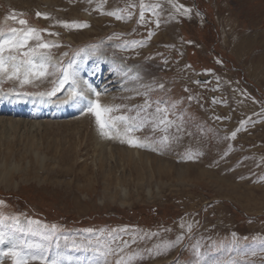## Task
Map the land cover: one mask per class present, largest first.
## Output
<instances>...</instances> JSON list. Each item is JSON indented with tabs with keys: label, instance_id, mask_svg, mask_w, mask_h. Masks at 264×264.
<instances>
[{
	"label": "rangeland",
	"instance_id": "obj_1",
	"mask_svg": "<svg viewBox=\"0 0 264 264\" xmlns=\"http://www.w3.org/2000/svg\"><path fill=\"white\" fill-rule=\"evenodd\" d=\"M174 3L189 13L169 0H0L5 31L24 19L58 33L43 36L59 45L44 51L75 74L82 95L65 103L75 112L66 119L0 127V173L12 178L9 187L0 183V253L18 245L49 264H101L96 250L115 248V236L129 242L120 256L134 257L131 264H264V0ZM115 10L126 20L101 14ZM131 41L145 46L129 50ZM60 75L0 86L41 95ZM146 99L151 107L136 123H153L129 133L143 147L102 136L84 111L96 101L115 109L108 117L132 123ZM158 102L171 124L154 118Z\"/></svg>",
	"mask_w": 264,
	"mask_h": 264
},
{
	"label": "snow or ice",
	"instance_id": "obj_2",
	"mask_svg": "<svg viewBox=\"0 0 264 264\" xmlns=\"http://www.w3.org/2000/svg\"><path fill=\"white\" fill-rule=\"evenodd\" d=\"M172 3V6L176 8L177 11L183 9L184 15H187L190 9L182 6L176 5L174 0H169ZM133 5H129L132 7ZM148 6L143 2L140 4V22H144V12ZM153 9V14H155V8L158 5L151 6ZM101 14L111 16L117 20L125 21L126 18L120 15V10L102 12ZM37 18L49 19L46 14L37 12ZM130 18V16L128 17ZM7 19L16 20L15 15H10ZM20 28L12 27L5 31L3 28H0V82H3L4 79L7 80H16L20 83L21 86L24 84L31 83L33 78L40 79L46 77L50 74H54L59 71L61 75L53 81L52 89L41 95H47L49 98L56 97L58 92H66L67 98L64 101L65 103L74 102L82 98L81 92L76 87L75 74L68 71V69L63 67H57L56 64L52 63V58L44 50H50L54 47H59L55 42L45 41L43 39L44 35L55 36L58 33L48 32L47 29H37L34 27L27 26V21L24 19H19L16 21ZM60 26L65 29H78L85 28L89 25L86 23H68V22H58ZM156 26H160L159 20L156 21ZM154 35L153 32L149 31L148 38L150 39ZM145 46L143 42L131 41L128 48L129 50H134L136 47ZM71 67V64H69ZM49 69H52V72H49ZM199 83V82H197ZM69 87L65 88V85ZM162 88L163 85H160ZM96 96H99L100 93H95ZM192 97H189L191 100ZM214 103L216 101H213ZM162 102H158L156 105L155 113L153 114L154 118L159 117V123L161 124H171L172 122L167 119L166 115H161L162 113L167 112L166 107L161 106ZM151 107V104L146 99L144 104L141 106L140 112L137 113V117L132 118V123H129V118L127 117H108L107 114L113 112L115 109L111 107H104L96 101L89 100L84 111L92 113L95 117L96 124L102 136H105L109 139L114 136L119 138L121 136L128 137L126 142L130 147H143L144 145L134 137H129V133L133 131H140L143 128V125L146 123H153V121L148 120L147 118L141 119L140 123H136V120L140 118L141 112H146ZM107 117V118H106ZM118 122L123 123V132L118 128ZM155 126L153 131H155ZM236 136V132L232 133V137ZM167 139L166 137L164 138ZM121 142H125L123 139ZM6 218L0 217V224L4 222ZM29 223H33L29 221ZM183 227V225H181ZM191 226H189V230ZM183 237L178 236L177 240H181ZM119 239V242H118ZM5 241L4 232L0 231V244H3ZM112 243L116 244V247L113 248L111 245H108L107 248L103 251L97 249L96 251L105 259L101 264H108L106 259L109 255H117L119 258L116 259L115 264H131L134 257L130 256L128 259H125L123 256H120V253H123L124 250L130 247L128 241H123L122 238L112 237ZM132 243H135V240H132ZM0 257H9L12 260V264H31L32 261H40V264H49V261L45 257L36 254H30L26 252L22 247L18 245H12L8 247L5 251L0 253ZM50 264H59L57 260H51Z\"/></svg>",
	"mask_w": 264,
	"mask_h": 264
},
{
	"label": "bare ground",
	"instance_id": "obj_3",
	"mask_svg": "<svg viewBox=\"0 0 264 264\" xmlns=\"http://www.w3.org/2000/svg\"><path fill=\"white\" fill-rule=\"evenodd\" d=\"M52 62L56 63L57 60L52 59ZM88 76L90 80H93L92 76L90 75ZM88 86L91 87L93 86V84L91 82H88ZM66 95L67 93H65L59 98L58 97L55 98L53 102L51 100L47 101L48 99L47 100L44 99V101H42L43 99H40L41 95L34 94V95H28V96H18V95L12 94L9 91H4L2 87L0 86V125H1L0 127H3V128L9 127V129L7 130L10 131V129H13V126L15 125V123L20 121V119H22L23 121L27 120L24 122L25 123L28 122L27 124H29L30 126H39V127L41 123L37 122V120H40V118L44 119L47 122L48 121L50 122L52 120L62 119V118L66 119L75 113L74 112L72 114L70 110H73V109H71L70 107L68 108L67 105H65L64 96ZM87 97H89V94L87 95ZM56 109H60V110H56ZM29 125H26V127ZM41 126H44V125L42 124ZM10 134L12 133L10 132ZM127 153H130V152L127 151ZM10 177H11V174H9L7 170H4L3 172L0 173V183L1 184L3 183L5 187H9L6 184H8L11 181L12 178Z\"/></svg>",
	"mask_w": 264,
	"mask_h": 264
}]
</instances>
